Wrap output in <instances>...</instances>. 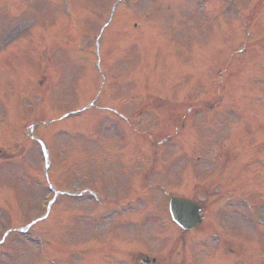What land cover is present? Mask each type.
<instances>
[{
    "label": "rangeland",
    "instance_id": "rangeland-1",
    "mask_svg": "<svg viewBox=\"0 0 264 264\" xmlns=\"http://www.w3.org/2000/svg\"><path fill=\"white\" fill-rule=\"evenodd\" d=\"M119 1L0 0V241L7 231L16 237L0 244V264H49L39 256L38 237L43 235L48 243H65L60 252L65 258L58 261L78 264L73 240L80 241L77 249L90 252L99 246L90 244L93 231L104 230L100 237L107 239L111 227L122 230L116 222L120 216L139 219L137 209L123 207L111 221L91 228L90 215H99L104 207L83 196H64L48 215L42 140L51 164L48 182L59 183L56 176L67 167L68 173L59 177L73 193L95 189L116 201L129 195L133 186L127 179L132 174L129 167L119 172L121 164L140 169L134 176L143 180L145 165L150 169L155 152L154 165L160 170L149 175L150 182L158 180L175 195L203 200L205 208L216 213L214 219L211 214L205 219L203 231L184 236L191 264H264V17L258 22L257 13L254 31L246 36L249 53H242L239 33L232 34L240 29L229 11L233 3L211 0L213 14L204 17L194 0H131L151 18L124 14L122 2L117 8L122 15L109 24L108 14ZM242 1L247 18L257 3ZM256 1L261 10L264 0ZM154 22L161 27L159 33L152 31ZM28 23L29 30L36 27L6 47ZM141 30L145 39L152 33L159 41L131 45ZM191 39L194 42L189 43ZM109 73L118 77L117 89L122 88L117 94L123 103L119 109L133 116L129 127L134 140L128 142L125 135L123 147L117 149L119 130L108 124L109 118L119 116L106 107L117 96L109 91L113 85ZM144 88L146 93L139 92ZM132 97L140 98V103ZM214 102L219 105L212 111L203 107H214ZM76 111L84 112L75 116ZM107 126L114 132L105 130ZM148 138L152 145H146ZM136 147L141 155L133 154ZM12 154L11 161L3 160ZM151 193L155 217L145 227L139 225L145 234L149 224L159 223L156 229L163 234L171 226L164 192L150 189L139 208L146 210ZM23 228L28 229L25 235L18 231ZM177 235L175 229L172 240ZM222 236L235 240L238 259L220 255ZM167 255H161L157 264H164ZM173 255L180 264L183 256L177 251ZM88 264L100 263L92 259Z\"/></svg>",
    "mask_w": 264,
    "mask_h": 264
},
{
    "label": "water",
    "instance_id": "water-1",
    "mask_svg": "<svg viewBox=\"0 0 264 264\" xmlns=\"http://www.w3.org/2000/svg\"><path fill=\"white\" fill-rule=\"evenodd\" d=\"M173 204L175 205V212L177 214V219L183 223L184 225H186V220H191L190 215H186L185 212H183L184 209H186L188 206V204L186 202L183 201H178V200H174Z\"/></svg>",
    "mask_w": 264,
    "mask_h": 264
},
{
    "label": "flooded vegetation",
    "instance_id": "flooded-vegetation-1",
    "mask_svg": "<svg viewBox=\"0 0 264 264\" xmlns=\"http://www.w3.org/2000/svg\"><path fill=\"white\" fill-rule=\"evenodd\" d=\"M147 258H145L144 260H146ZM144 260L142 259V260H140L139 261V263L138 264H157V262H156V260H154V261H146V262H144ZM150 260V259H149ZM167 264H172V259L171 260H168L167 261Z\"/></svg>",
    "mask_w": 264,
    "mask_h": 264
}]
</instances>
